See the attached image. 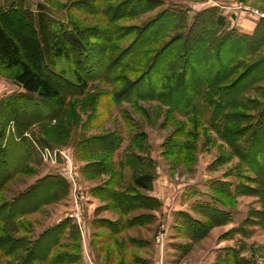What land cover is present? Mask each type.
<instances>
[{
	"label": "rangeland",
	"instance_id": "374dc122",
	"mask_svg": "<svg viewBox=\"0 0 264 264\" xmlns=\"http://www.w3.org/2000/svg\"><path fill=\"white\" fill-rule=\"evenodd\" d=\"M148 1L147 8L141 10L142 5L135 0H0V13L6 15L3 17L9 31H18L17 26L27 22L20 15L22 11L35 12L38 4H43L56 19L73 23L90 47L84 62L86 86L77 83L72 63L62 57L55 58L53 69L71 81L61 85L64 100L51 107L40 106L35 114L29 107L17 106L23 113L20 121L26 127L31 123V132L24 136L30 139L35 156L26 164L25 171L5 180L0 189V203L27 191L38 180L19 201L25 214L19 218L22 227H17L21 235L35 238L57 221L69 218L76 188L84 194L83 205L91 209L82 217L83 223L88 224L91 251L99 255V244L107 247L108 264H131L133 257L129 251L134 259H138L137 253L148 252L156 259L151 264H235L237 259H241L238 264H264V143L256 151L248 142L241 144L246 148H237L230 138V132L254 127L264 112V42L249 50L224 36L234 30L244 36L246 44H253L249 36L264 41V0H159L158 5L157 0ZM164 10L180 16V29H165L168 18L155 23ZM209 12L214 18L219 15L225 18L222 28L214 33L217 36L214 46L222 48L218 52L220 64L231 59L236 65L221 86L229 85L235 91L229 101L238 90H244L238 97L244 107L228 106L223 110L219 95L212 96L220 105L217 107L201 97L202 83L193 87L195 80L203 79L213 67L214 61L206 47L211 40L207 34L205 40L191 41L188 45L197 78L190 69L184 81L190 93L173 89L176 82L173 70L169 65L161 72L160 57L148 75L150 66L175 33L185 35L192 26L199 32L203 26L214 30L215 21L203 23ZM149 25L152 26L145 30ZM157 31H163L162 36L149 39ZM194 37L195 34L191 39ZM240 48L246 54H238ZM235 53L237 57L233 58ZM181 58L177 65H183ZM128 62L131 64L112 75L115 78H106L112 64L122 68ZM17 70L6 68L0 61V110L3 98L23 91L14 81ZM131 81L136 86L127 92V97L151 90L157 82L162 96L121 100L119 93ZM189 94L199 98L191 109L186 106ZM226 111L242 115L226 120L222 114ZM2 114L0 111V119ZM9 129L14 132L13 122ZM251 132L247 130L245 135L250 136ZM259 133L264 140V129ZM37 137L51 145L42 144ZM93 138L96 142L109 143L110 148L87 153L91 144L88 140L94 141ZM44 147L57 151V160L43 159L40 152ZM134 155L144 161L133 164L130 159ZM148 161L155 180L151 188L141 189L131 183V177L139 170L137 166H148ZM62 176L67 181V195L31 211L36 199H48L60 189ZM113 189L129 193L138 203H145V207L121 211L109 198V190ZM92 192L95 200L90 195ZM202 203L226 213L230 219H211L212 212L199 208ZM137 215L145 218L153 215L154 221L144 229L139 226L144 219L133 224L126 221ZM199 232L202 236L193 237ZM144 234L155 238L156 244L145 250L132 247L133 239L137 246H142L135 237ZM51 235L47 234L35 248L33 259L23 255L27 264H89L80 254L76 263L71 262L70 256V261L65 257L66 253L73 255L70 243H78L80 253L81 241H73V237H65L50 255ZM112 241L121 248L116 257ZM162 245L163 251L159 249ZM24 258L17 260L14 255H5L0 247V264H20Z\"/></svg>",
	"mask_w": 264,
	"mask_h": 264
},
{
	"label": "trees",
	"instance_id": "16d2710c",
	"mask_svg": "<svg viewBox=\"0 0 264 264\" xmlns=\"http://www.w3.org/2000/svg\"><path fill=\"white\" fill-rule=\"evenodd\" d=\"M135 1L142 5L141 10L143 8H147L146 5L149 2L148 0ZM156 4H159V0H157ZM209 14L210 15L208 17L205 16L203 23L206 24L208 22L209 24L212 23V21H215L216 27L214 28V30L211 31L209 27L203 26L201 31L199 32V29L197 30L195 29V26H192L190 31L185 35L184 32L175 33V35L170 38L168 44L162 48L160 55H158L156 61H154L155 63L150 66L148 75H150L151 72H153V70L156 68V65H158L157 60H159L160 57L161 61L158 66L161 65V72L166 70V68L168 69L169 65L172 68L171 70H173V77L174 79H176L175 87L173 89L175 91H191L190 89H187L189 88L187 87L188 84L186 85L184 83L190 69L191 75H193L195 79L197 78L195 72L196 69L192 66V63H190L192 61V58L190 56V53L192 51L191 49H189L188 45L191 43V41L195 42L196 40L198 42H201L202 39L205 40V35L207 34V36H209V39L211 40L206 47L207 50H210L209 52L212 56V61H214L215 64L213 62L212 69L207 73L205 77H203V79L198 78L197 80H195V84L193 87L202 83V87L204 88L200 91L201 97L203 96L202 98L206 99L207 103L209 102L210 104H214L217 107H219L220 105L214 100L212 96L219 95L223 99L221 101L223 104V110L228 106H230V109H233L234 107H244L242 99L238 98L239 94H242L244 90H238L235 96L232 97V100L229 101L235 91L230 90L231 86L229 87V85L221 86V84L226 83L236 65H233L230 62L231 59H227L226 62L220 64L221 61L218 52H221L222 48L214 46V42L216 41L217 37L216 35H214V33L217 34L218 30L222 28L225 18L223 15H219L214 18L213 14L211 15V12H209ZM20 15L24 17L23 19H27V22L23 24L20 23L16 28L18 29V31H9L8 24L4 18L6 15H3V17L0 13V61L6 68H18L17 72L14 75V81L23 89V91L17 94L9 95L2 99L3 105L1 106L2 110H0L3 113L0 119V189L2 188L1 186L5 183V180L7 178L25 171L26 164L35 156V152L31 145L30 139L24 136L26 132H31L29 129V125L31 123L28 125V127H26L27 124L24 125V123L20 121L21 114L23 113H21V109L18 108L29 107L27 109H30L35 114L36 112H39L38 110L40 106L48 107V105H50L49 107H51L52 104L57 105L62 100H64V93L61 87L62 83H71V81L64 78L62 73H59L53 69V67L51 66L52 60L62 57L72 63V65L75 67L73 69L74 76L77 79V83H80L82 87L86 86L88 79V77L86 76V72H84V62L87 56H89L90 47L89 44L85 41L84 35L80 31H78L73 23L70 25L69 23L56 19L53 15L50 14L48 8L43 4H38V9L35 12L25 10L22 11ZM164 18H168V21L164 27L165 29L181 28V25H179V23L181 22V18L179 15H177L176 12H167V10H164L156 18L155 23L161 22ZM155 23L153 22L152 25H154ZM152 25H149L145 30L149 29ZM162 33L163 31H157L153 33L149 39H157L159 36H162ZM192 33L195 34V37L191 39V36H193ZM224 36L228 38V40H236V43H242L243 47L249 50H255L257 44L258 46H260L261 43L264 42L263 39H256V37L251 38L249 36V40H251L253 44H246L245 41L247 40H244V36L238 34L234 30L227 32V34ZM186 37L188 39H186ZM205 45L206 44H204V47ZM138 47L136 48L137 50ZM177 50H181L182 53H179V51L177 52ZM238 51H240L238 53L240 55L246 52L241 48ZM175 53H177V56L175 55ZM224 55H226L225 52ZM235 56L237 57L236 53L233 54V58ZM180 57H182L181 63H183V65H177V61L180 59ZM173 59L175 60L172 61ZM184 62L187 63V66ZM129 64H131V62L122 64V68L121 66L116 68L114 67L115 65L112 64L110 66V71L106 75V78L112 80L113 78H115V76L112 77L115 72L120 69H125V67H127V65ZM198 80H202V82ZM134 85L135 83L131 81L126 85V89L124 88L121 90V93H119L121 100L133 98H158L162 96L160 95L162 93L160 91V85L157 82L151 90L143 91L139 94L127 97V92L129 90H132L131 88ZM166 92L168 93V91ZM192 97L193 95H188V100L186 101V106L188 107V109L193 108V105L195 104H193L194 101L198 103L199 98L194 99ZM222 114L226 118V120H228L230 117L235 118L242 115L238 112L231 111H228V113L226 111ZM41 120L42 117L39 118V121ZM12 122L14 124V132H11V130L9 129L10 123ZM256 124L254 127L251 125L246 129H240L236 132H230L232 135L230 137L231 141L237 145V148L244 146H241L243 142H248L247 144H249L251 148L258 151L259 145L261 143H264V140L259 137L260 130L264 129V112L260 114ZM247 130H252V136L245 135ZM227 136H230L228 132ZM19 137L20 139L18 140L17 138ZM37 138L38 141L42 144L51 145L46 139L41 137ZM92 140H94V138ZM88 141L91 144L89 145L87 153L90 151H100L102 149L104 151H107V149L110 148L108 147L109 143H105L103 141ZM244 147L246 148V145ZM238 153L240 154V156H242L243 159H245L244 153H242L241 151ZM132 158L133 159H130V162H133V164L135 165H140V163L144 161V159H142V157H140L139 155H134L132 156ZM149 162L150 161L147 162L148 166L140 168H138L137 166V169L139 170L133 173L131 177V183L134 186L141 189H149L152 187V183L155 180V174L154 172H152V166L149 165ZM61 178L63 180V183L61 182L62 184L60 189H58L59 191L55 190V192L49 195L48 199H44L42 201H38V199H36V208L34 207V209L31 211H38L40 210L42 204L44 205L49 202L58 201L59 199L67 195V181L63 176ZM37 181L33 185H35ZM33 185H31L27 191L22 192V194H20L21 196L18 195L10 201L7 200L0 203V247L1 249H3L5 255H14V258H16L17 260H21L22 258H24V254L28 255V260L33 259L35 248L38 247V245L42 242L47 234H52L50 236L51 243L48 251V253L52 255L53 247H57L63 242L67 226L71 227V232L73 235L72 237L74 238L73 241H77L78 238V236L76 235L77 227L71 224V221L68 218L63 219L59 223L48 227L38 237L35 238L27 235H21L19 233L17 227L18 225L22 227L19 218L25 214V212H23L22 206H19V201L22 200V195L24 196L31 190V187H33ZM96 191L99 192L100 190L96 188ZM109 194V198H111L119 208L127 211L136 209L138 208V206L145 207L146 205L145 203H141V201L138 203L136 201V198L129 195V193L127 195L113 189L109 190ZM25 206H27V204H25ZM198 206L203 210H209L210 213L212 212L210 214L211 219L212 217L216 221H228L230 219V217H228L226 213L218 210L215 207H212L210 204L202 203ZM139 219H145V216H132L128 222L131 224L138 223ZM202 234V232H199L198 234H196L197 236L193 235V237L199 238L200 236H202ZM68 246L72 250L71 252L73 255L71 256L70 253H66L65 257L68 258L70 256L72 258L71 262L76 263L80 257L77 250L79 248L78 243H70V245ZM70 257L68 258L69 261ZM234 259L236 260L237 258ZM28 260L24 258L23 261L20 262V264H27ZM239 261H241V259H237V261H234V263L238 264L237 262Z\"/></svg>",
	"mask_w": 264,
	"mask_h": 264
},
{
	"label": "crops",
	"instance_id": "0c3cea01",
	"mask_svg": "<svg viewBox=\"0 0 264 264\" xmlns=\"http://www.w3.org/2000/svg\"><path fill=\"white\" fill-rule=\"evenodd\" d=\"M95 193H91V197L93 200H95L93 198ZM92 205V204H91ZM139 208H143V207H139ZM87 207L83 205V208H82V212H81V219H80V222L76 221L75 219L73 218H70L69 216V220H71V224L75 225L77 227V242L81 241V249H80V255L83 256L84 259H87L88 263L90 264V261L93 263V264H98V263H104V264H108L107 260L109 261V259L106 256V252L108 250L107 247H104L103 244H99V246H101V254L99 255H95L96 253H92L91 251V240H90V237H89V233H88V224L86 223L85 221V224L83 223L82 221V217L84 216V214H86V211H87ZM121 209V208H120ZM89 211L91 209H88ZM137 210V208L135 209ZM121 211H124V212H128L127 210H124V209H121ZM157 217H159V212L157 211ZM67 218V217H66ZM114 219V217H112ZM131 217H128L126 221H129ZM61 220L57 221L55 224L59 223ZM152 221H154V218H153V215L148 219V218H145L144 220L141 221V224L142 225H139L142 229L147 228L149 227L151 224H152ZM129 223V222H128ZM127 229V228H126ZM65 237H68V238H72V232H71V227L70 226H67L66 230H65ZM74 239V238H73ZM114 240V238H113ZM135 241H138L141 243V247L137 246L136 242H134V239H133V246L132 247H137L139 248L140 250H145L147 249L148 247L150 248V246H152L153 244L155 245L156 242H155V238L151 237V236H147L146 234H144L143 236H137L135 237ZM106 243V242H105ZM111 247V246H110ZM100 248V247H99ZM112 248H113V252L115 254V257L116 255H118L120 252H121V248L119 246V243L117 242L116 244L114 243V241H112ZM161 251H163V245L161 246V248H159ZM88 253V256L87 257V254H86V251ZM130 255L133 257L132 259V263L131 264H151V261L152 262H155L156 259L154 257H151L149 255L148 252H146V254H143V253H137L139 254L138 255V259H134V256H133V253L131 251H129ZM143 252V251H142ZM95 258L97 259V261L95 260ZM106 259V260H105ZM114 262L116 261V259L113 260ZM111 264V263H110Z\"/></svg>",
	"mask_w": 264,
	"mask_h": 264
},
{
	"label": "built area",
	"instance_id": "2783aa9c",
	"mask_svg": "<svg viewBox=\"0 0 264 264\" xmlns=\"http://www.w3.org/2000/svg\"><path fill=\"white\" fill-rule=\"evenodd\" d=\"M41 155L43 157V159H51V160H57V156L58 153L57 151L51 149L50 147H44L41 149ZM74 203H73V207H72V212L70 213V218L75 219L76 221L80 222L81 219V212H82V208H83V198H84V194L83 192H77L76 188L74 189ZM86 251V250H85ZM87 257L88 253L86 251ZM90 264H93L90 261Z\"/></svg>",
	"mask_w": 264,
	"mask_h": 264
}]
</instances>
